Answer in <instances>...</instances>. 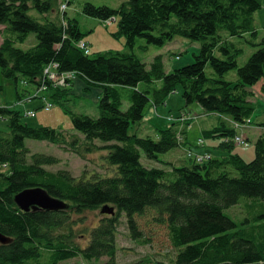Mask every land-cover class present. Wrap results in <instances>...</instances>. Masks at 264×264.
Instances as JSON below:
<instances>
[{
  "label": "trees",
  "instance_id": "1",
  "mask_svg": "<svg viewBox=\"0 0 264 264\" xmlns=\"http://www.w3.org/2000/svg\"><path fill=\"white\" fill-rule=\"evenodd\" d=\"M64 4L71 5V0H0V70L8 80L22 78L45 89L54 103L64 107L76 82L67 81V89L54 87L46 76L48 68L58 76L74 74L86 93L100 92L98 118L74 112L70 116L75 134L83 136L88 146L96 141L107 144L105 158L111 171L77 178L67 170L47 169L58 165L59 159L31 153L26 141L56 144L69 141L67 136L51 127H31L21 112L1 106L0 117L8 119L10 131L8 135L0 131V234L11 243L0 244V264H60L79 257L118 264L123 223L129 237L143 245L164 229L176 251L169 263L141 259L130 264H264V132L251 162L231 154L203 165L191 159L180 167L164 163L171 166L169 170L148 167L142 157L163 163L161 155L186 146L174 127L159 130L157 139L130 134L149 108L164 105L178 87L187 105L197 103L208 114L245 124L254 111L253 88L264 80V39L257 42L255 23L261 4L128 0L118 9L84 4L86 16L104 23L115 18V35L123 36L131 50L139 39L146 40L145 49L163 48L176 37L199 42L194 62L171 72H166L161 56L148 67L133 52L92 54L90 48L81 49L84 34L79 22L61 11ZM31 34L38 44L26 51L17 48ZM235 38L240 41L234 42ZM245 45L258 49L239 67ZM124 102L129 104L126 110ZM204 134L223 137L224 151L235 148L237 130L226 122ZM78 135H73L72 146L81 142ZM37 188L65 202L68 209L22 211L15 197ZM244 199L246 211L253 209V215L239 223L226 211ZM105 206L115 214H102L90 231L77 228L86 224L87 212Z\"/></svg>",
  "mask_w": 264,
  "mask_h": 264
},
{
  "label": "rangeland",
  "instance_id": "2",
  "mask_svg": "<svg viewBox=\"0 0 264 264\" xmlns=\"http://www.w3.org/2000/svg\"><path fill=\"white\" fill-rule=\"evenodd\" d=\"M70 0H67V3ZM128 0H71V5L61 9L66 11L69 18L76 19L79 22L80 29L84 34V41L87 43V49H91L92 54L107 53L109 51L121 53H134L144 63L150 67L151 63L157 56L163 58V63L166 72H171L175 69H180L194 62V55L200 52V44L196 41H191L182 37H176L163 48L150 46L145 49L147 42L144 39H139L135 49L131 50L125 45V38L117 36L118 23L115 22L112 26L106 27L104 22L86 16L83 12V6L86 3H91L95 6H107L112 9H118L124 2ZM262 8L255 15V23L258 29L257 42L264 39V0H257ZM37 16L35 12H32ZM240 41L235 38L234 42ZM0 38V46L3 44ZM38 44L36 35L31 34L24 43L17 44V48L24 51L29 50ZM258 47L250 45L244 46V53L238 60L239 67H243L252 56ZM179 57V59H178ZM178 59V60H177ZM211 74L212 70L208 69ZM235 75V73H231ZM51 83L54 87L67 89L66 82L75 81L76 85L72 87L70 96L66 97L65 107L59 103H54L50 99V92L45 89L39 90L36 86L26 83L22 78L19 81L8 80L4 78L0 70V107L7 106L14 111L21 112L24 115L23 122L31 127L47 126L63 131L69 141H60L56 144L49 142H39L27 140L26 146L33 154H46L59 159L60 163L52 167H47L49 170H67L77 178L84 175H101L106 176L110 173V168L107 166L106 155L107 151L104 147L107 144L96 141L93 146H88L85 138L75 134L71 123L70 112L81 115H86L91 118L99 117L100 92L93 89L92 92L86 93L83 88L84 84L80 83L75 75H69L65 78H56ZM65 84H64V81ZM254 97L250 99L254 109L251 118L245 124H239L232 119L224 116L217 117L215 114H208L202 106L197 103L187 105L182 96V89L170 95L164 105L157 108H149L145 114L142 123L133 125L130 129V134H136L139 137H152L157 139L159 130H164L169 127H174L177 132L178 139L181 143H186L185 135L188 136V145L186 148H175L167 154L160 156V161L163 163L151 162L143 155L142 162L148 167L160 168L169 170V163L180 167L190 163V159L198 160V163L203 165L207 161L217 158H226L229 155H239L246 162H251L255 158V143L260 137L262 126L264 125V81L253 89ZM38 96V97H37ZM37 97V98H36ZM23 100V101H22ZM68 100V101H67ZM48 101L53 104L49 110L41 109ZM43 103V104H42ZM129 107L127 102H124V110ZM34 115V116H33ZM221 122H226L237 130L238 135L235 140V148L231 151H224L220 148L223 142H226L223 137L210 138L205 136L204 132L214 129ZM0 131L4 135L9 134V121L5 117H0ZM73 135H78L81 142L72 146ZM245 141V142H244ZM92 147V152L88 153L87 149ZM193 157H190L192 156ZM196 156V157H194ZM194 158V159H193ZM208 159V160H207ZM196 163V164H198ZM1 170L6 171L5 167ZM250 200L247 199V204ZM246 199L226 214L233 220L242 222L245 217L251 218L253 209L247 208ZM111 208V207H110ZM102 210L89 211L85 214L86 224L78 226L80 231L87 227L89 231L94 228L100 220ZM72 219L77 220L76 216ZM156 237L146 233L147 239H151L149 244L143 245L135 242L128 235V230L123 223L120 227V237L118 241L119 252L117 256L118 264H130L141 259H151L169 263L170 258H174L176 251L169 243L166 237L165 230L159 229ZM150 236V238H149ZM85 243H83L84 245ZM108 259L104 258L100 262L85 261L82 258L65 261L60 264H105Z\"/></svg>",
  "mask_w": 264,
  "mask_h": 264
},
{
  "label": "water",
  "instance_id": "3",
  "mask_svg": "<svg viewBox=\"0 0 264 264\" xmlns=\"http://www.w3.org/2000/svg\"><path fill=\"white\" fill-rule=\"evenodd\" d=\"M15 202L25 212L31 210L60 211L68 209V205L65 202L51 197L41 188L28 189L21 192L15 197ZM102 214L114 215L115 210L110 208V206H105L102 209ZM9 243H11V240L0 234V244Z\"/></svg>",
  "mask_w": 264,
  "mask_h": 264
},
{
  "label": "built area",
  "instance_id": "4",
  "mask_svg": "<svg viewBox=\"0 0 264 264\" xmlns=\"http://www.w3.org/2000/svg\"><path fill=\"white\" fill-rule=\"evenodd\" d=\"M63 8H65V6H64ZM113 21H114V20L111 19V20L107 21L106 24H107V25H111ZM80 47H81V49L86 50V52H88V49H87V46H86L85 43L81 42V43H80ZM55 68H56V67H55ZM51 69H52V68H48V69L46 70V76L48 77L49 81H54V80H55V77L53 78V76H56V78H58V80H59L60 77H61V78H65V77H69V75H73V74H68V75H64V76H58V75H57L55 72H53ZM51 71H52V72H51ZM63 81H64V80H63ZM64 84H65V81H64ZM66 84H67V82H66ZM51 106H52L51 104L47 103V104L44 105L43 109L45 108V109L49 110V109L51 108ZM33 116H34V115H33ZM190 157H193V154H192V156H190ZM194 157H196V156H194ZM193 159H194V158H193ZM194 160H195L196 163H198V160H197V159H194ZM207 160H208V159H207ZM198 164H199V163H198Z\"/></svg>",
  "mask_w": 264,
  "mask_h": 264
},
{
  "label": "crops",
  "instance_id": "5",
  "mask_svg": "<svg viewBox=\"0 0 264 264\" xmlns=\"http://www.w3.org/2000/svg\"><path fill=\"white\" fill-rule=\"evenodd\" d=\"M178 59H179V58H178ZM178 59H177V60H178ZM263 81H264V80H263ZM263 81H261V82H263ZM261 82H260V83H261ZM260 83H259V84H260ZM259 84H257L254 88H256ZM254 88H253V89H254ZM216 116L219 117L218 115H216ZM261 130H262V132H261V134H262V133L264 132V127H263ZM185 140H186V145H188V136H186V135H185ZM183 148H186V147L184 146Z\"/></svg>",
  "mask_w": 264,
  "mask_h": 264
}]
</instances>
